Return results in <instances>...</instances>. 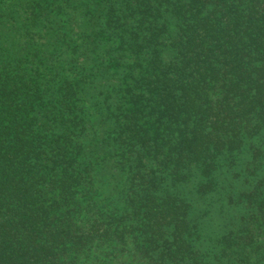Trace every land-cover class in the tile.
I'll return each instance as SVG.
<instances>
[{
    "label": "trees",
    "instance_id": "16d2710c",
    "mask_svg": "<svg viewBox=\"0 0 264 264\" xmlns=\"http://www.w3.org/2000/svg\"><path fill=\"white\" fill-rule=\"evenodd\" d=\"M0 264H264V0H0Z\"/></svg>",
    "mask_w": 264,
    "mask_h": 264
}]
</instances>
